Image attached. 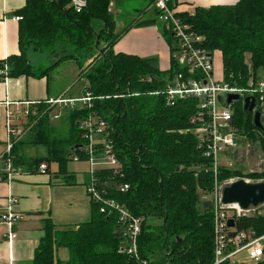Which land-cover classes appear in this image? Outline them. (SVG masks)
Here are the masks:
<instances>
[{"label":"trees","instance_id":"trees-1","mask_svg":"<svg viewBox=\"0 0 264 264\" xmlns=\"http://www.w3.org/2000/svg\"><path fill=\"white\" fill-rule=\"evenodd\" d=\"M111 1L87 0L77 12L71 0H27L18 11L21 53L0 61V69L7 63L8 76L44 75L34 72L28 62L30 46L46 49L59 58L79 59L96 53L87 73L93 107L70 111L72 130L66 139L52 137L49 122L41 117L30 141L47 149L41 160L56 161L64 171L73 152L86 159L79 150L85 140L77 128L78 119L91 111L98 112L112 128L122 162L119 173L99 171V187L106 198L117 200L133 215L144 218L138 237L140 257L150 264H213L214 205L210 200H201V196L213 189L215 175L212 160L204 156L193 130L192 117L199 102L191 97L166 105L165 83L178 69L173 58L168 70L162 71L157 57L114 51L122 34L116 33L115 16L109 11ZM170 5L174 7L173 0ZM178 15L205 37L208 49L222 52L228 81L247 87L251 77L264 70V0L197 6L193 13L178 11ZM95 19L103 21L100 30L92 25ZM103 39L107 45L101 50ZM0 79H4L1 74ZM119 94L122 96H116ZM257 109L263 112L264 108L257 104ZM256 127L252 114L235 110L236 135L253 136ZM260 130L264 144V130ZM22 142L13 147L14 163L32 169L38 159L15 154ZM237 175L244 173L222 167L217 177L225 182ZM246 175L259 179L264 172ZM120 184H129V188L121 190ZM102 205L100 201L93 203L92 218L68 229L59 230L51 216L44 217L45 235L30 264H141L120 249L127 243L125 227L117 212H103ZM235 227L263 235L264 215H241ZM62 246L70 251L67 261L57 256L56 250ZM255 262L264 264V257Z\"/></svg>","mask_w":264,"mask_h":264},{"label":"built area","instance_id":"built-area-1","mask_svg":"<svg viewBox=\"0 0 264 264\" xmlns=\"http://www.w3.org/2000/svg\"><path fill=\"white\" fill-rule=\"evenodd\" d=\"M172 0H150V6L157 14V20L166 23V27L173 35L172 58L176 62L177 71L167 78L164 95L167 106L175 105L179 100L194 97L198 100L197 112L192 117L195 124L193 128L198 137L199 147L203 149L204 156L212 160L215 175L213 189L204 193L201 200H210L214 205V263L233 262L238 253L246 251L249 257L259 261L264 257V234L256 236L251 230H237L229 225V220L244 215L245 210L238 203L226 204L223 202V189L235 181L230 178L225 182L218 180V173L222 167L231 168L233 163L221 154L227 149L234 148L233 134L234 110L232 106L236 99L228 102L229 94H239L240 97L253 95L257 104L264 106V75L252 76L249 86L243 87L228 81L226 77L218 78L214 70V53L205 45V37L193 27L182 21L175 7L171 6ZM75 11H81L87 0H71ZM193 13V12H192ZM21 19V16H16ZM0 74L5 79L8 76V64L0 69ZM151 81V78L148 79ZM89 87L90 79H87ZM92 92L86 90L80 98L59 96L45 101H6V127L8 142L4 153L5 179H13L22 169L14 163L13 147L45 115H50L56 105L72 110L93 107ZM121 97L122 95H116ZM78 103H82L79 105ZM15 106L12 107L11 105ZM54 115V117H58ZM77 128L85 140L79 150L86 156L89 164V182L87 192L95 203L100 201L103 205L101 211L117 212L120 222L125 227L127 243L120 249L135 257L141 264H150L139 255L138 237L141 232L144 218L133 215L130 210L117 200L106 198L103 189L99 187V171L112 170L119 173L122 162L117 154L112 139V128L108 121L98 112L91 111L80 117ZM74 160H80L81 154L74 153ZM47 162H41L38 170L47 173ZM121 190H127L129 184H120ZM106 192V191H105ZM19 198L10 193L4 202H0V226L7 227V237L12 243L17 238L16 225L25 218V213L18 207Z\"/></svg>","mask_w":264,"mask_h":264},{"label":"crops","instance_id":"crops-1","mask_svg":"<svg viewBox=\"0 0 264 264\" xmlns=\"http://www.w3.org/2000/svg\"><path fill=\"white\" fill-rule=\"evenodd\" d=\"M116 1L121 3L128 0ZM173 1L177 11L192 13L197 6L231 5L239 0ZM147 2L146 9L148 11L154 10L150 6V0H147ZM26 3L27 0H0V61L21 53L19 45L21 20L17 19L16 16H19L18 14L20 13L18 11L25 7ZM112 6L113 0L109 6V11L113 13ZM140 19L130 25L128 31L117 41L113 49L116 52L136 54L141 57H157L160 69L162 71L168 70L172 61V46L174 43L172 32L170 34L171 38H168L166 34H168L169 30L166 25L163 26L164 30L162 29L161 21L157 20L155 10L154 13H150V16L144 15ZM36 51L47 52L50 63L47 64V60L38 56ZM216 52H220L222 59V52L220 50H216ZM27 57L34 72L41 71L45 72V74L26 73L0 79V202L3 203L12 192L18 196V207L25 213V218L16 225L15 229L18 236L12 243L7 237V227L5 225L0 226V264H30L32 262L35 249L45 235L44 217L51 216L56 228L61 230L89 221L92 218L93 211L94 202L87 192L89 164L86 159L74 160L73 154L75 152L70 155V160L77 163L76 169H68L66 166V169L62 171L58 162L42 160L39 163H48L49 169L47 173H42L38 170L39 163L33 166L32 169H30L31 166L26 167L19 164L18 166L22 170L13 179L6 180L4 178L3 156L8 142L6 101H45L59 96L80 98L86 92L85 84L79 90L73 91L74 86L63 84V74L61 75L62 71L69 76H75V79L79 78L82 74V66L80 64L83 57L79 59L74 57L59 58L57 55L48 54L46 49L37 50L33 46L28 47ZM35 67H42V69ZM53 80L55 81L54 83H52ZM11 106L14 107L15 105L12 104ZM64 110L69 116L72 109L64 107ZM52 111L59 112L56 108H53ZM51 112L48 115L51 121L48 122L54 134L58 136V128L55 125L57 123L54 122L55 119L52 118ZM34 126L21 139V141L26 140L28 144L23 148H21L22 145L17 147L16 155L27 159L31 158L32 160L42 158V155H47V149L44 145H37L30 141L31 134L35 131ZM25 154L29 157L25 156ZM35 155L39 157H33ZM82 162L86 164L87 169H85V172H83L80 165ZM79 171L84 173L83 177H79ZM56 251L60 260H69L70 251L67 247H58Z\"/></svg>","mask_w":264,"mask_h":264},{"label":"rangeland","instance_id":"rangeland-1","mask_svg":"<svg viewBox=\"0 0 264 264\" xmlns=\"http://www.w3.org/2000/svg\"><path fill=\"white\" fill-rule=\"evenodd\" d=\"M147 4H148L147 0H128V1H123L121 3L117 2L116 0H113L112 8H113V14H114L115 19H116V33L122 34L120 39L125 35V33L127 32V29L130 27V25L134 21L141 20L140 18L143 17L144 15L150 16V13L151 14L154 13V10H149L150 11L149 12L148 9H146ZM140 15H142V16L140 17ZM160 24H162L161 27L164 30L163 26L166 25V23L160 22ZM92 25L94 26V28L96 30H100L103 27V21L100 19H95L93 21ZM170 34H171V31H169L168 34H166V36L168 38H171ZM106 45H107V42H106V40L103 39L100 43L101 50ZM36 52H37L36 54L38 56H41V58L44 57L47 60V62H46L47 64L50 63L48 61L49 57H47V52H45V51L44 52L36 51ZM212 52L214 53L213 61H214L215 75L218 78H224V76H225L224 65H223V61H222L221 56H220V52H216V50H213ZM122 53H125V52H122ZM48 54H49V52H48ZM126 54H128V53H126ZM172 54H173V46H172ZM95 55H97V54L95 53ZM95 55H93V56H90V55L85 56L84 55L83 59H81L82 63L80 65L82 66V72H81L82 74L80 75L79 78L75 79V76H69L67 74H64L61 71V75L63 74V81H62L63 84H65L66 86L67 85H73L74 86L73 91L79 90L85 84L86 90L88 89V91H90V89L87 86V84H88L87 79H89L87 77V73L89 72V69H91V67L94 65V64L92 65V61H93ZM132 55H136V54H132ZM137 56H139V55H137ZM139 57H141V56H139ZM247 60H249V58ZM35 68L42 69V67H40V68L35 67ZM259 73L264 75V70H261ZM54 82L55 81L53 80L52 83H54ZM89 84L91 85V80H90ZM249 96H253V95H249ZM253 97H255V96H253ZM244 98L245 97H240L239 99L235 100V102L232 106V110H234V112L237 109H239V110L244 109L243 108L244 107ZM78 104L81 105L82 103H78ZM64 106L65 105H56V106H54V109L55 108H56V110L58 109L59 112H54V111L51 112L52 118L55 119L54 122L57 123L55 125H56V128H58L57 134L59 136V137L56 136L52 132V137L66 139V137L68 136V133L70 132V128L72 130V122H71L72 120L69 118V116H67L68 114L65 113L66 110H64ZM263 108H264V106H263ZM256 110H259V109L255 108V111ZM58 114H60V116L61 115L62 116L61 117L60 116L54 117V115H58ZM44 117L45 118L43 120L51 121V119L48 115H45ZM252 119L254 121V112H252ZM260 119H261V122H262L263 127H264V109H263V112H261V118ZM255 129H257V130H255L256 134H253V136H251L249 134L236 135V133L233 132L236 140L238 141L237 145L234 146V148L227 149L225 152H223V154H221V158H223V159L227 158L229 161H231L233 163V165L231 167L232 169H234V170L235 169H241L242 172L244 173L243 176L237 175L235 177H232L235 180L244 179V180H247L250 182L264 181V177L263 178L261 177L259 179H254V178L246 175V174L252 173V172H259V173L264 172V144H263V141L259 138V136L262 132H259L261 130L258 127H256ZM27 144L28 143L26 142V140H24L21 144L22 145L21 148L26 147ZM46 152H47V150H46ZM25 156L29 157L26 154H25ZM44 156L42 155V157H44ZM33 157H39V156L35 155ZM41 159L42 158H38L39 161H42ZM76 165H77V163L73 162L72 160L67 161V168L68 169L69 168H75L76 169ZM80 165H81L83 172H85L86 171L85 169H87L86 164L84 162H82ZM83 172H81V171L78 172L79 177H83V175H84ZM230 184H228V185H230ZM244 213H245L244 215H257V214L258 215H264V203H261L258 206H250L247 210H245ZM235 226H231V227L236 228ZM235 261H238L241 263L244 262L247 264H256L255 260L251 259L246 251H242V252L238 253V255L235 257V260L232 263H234Z\"/></svg>","mask_w":264,"mask_h":264},{"label":"water","instance_id":"water-1","mask_svg":"<svg viewBox=\"0 0 264 264\" xmlns=\"http://www.w3.org/2000/svg\"><path fill=\"white\" fill-rule=\"evenodd\" d=\"M239 94H229L228 102L234 99H239ZM256 98L253 96H246L244 98V110L247 115L254 112V122L255 125L264 129L261 122V112L259 110L255 111ZM235 141H237L235 139ZM222 200L226 204L238 203L243 209H248L250 206H258L264 203V181L250 182L244 179H238L227 185L223 189ZM230 226H235L236 222L234 218L229 220Z\"/></svg>","mask_w":264,"mask_h":264}]
</instances>
